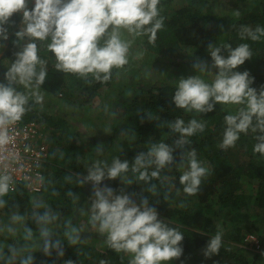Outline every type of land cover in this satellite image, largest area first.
<instances>
[{
    "label": "trees",
    "instance_id": "1",
    "mask_svg": "<svg viewBox=\"0 0 264 264\" xmlns=\"http://www.w3.org/2000/svg\"><path fill=\"white\" fill-rule=\"evenodd\" d=\"M216 1L188 0V5L178 9L169 19L165 17V12L160 10V15L164 17V26L157 32L154 43L149 41L147 35H143L144 48L165 56L183 48L194 55L195 59L211 63L207 51L209 42L217 46L231 44L233 48L247 43L250 45L252 58L235 71L247 70L254 77L251 86L259 90L261 85H264V37L259 41H252L247 37L242 39L241 27H264V0H228L232 6H236L234 12L238 17L231 14L226 16L221 9L216 8ZM242 1H245L244 4L239 6ZM161 2L162 0L158 5L159 9ZM19 21V15L13 14L10 18L11 26L8 27V40L0 41V82L3 81L6 66L14 58V52L19 50L13 43L14 33L19 29ZM48 42H36L38 54L46 61L47 68L46 79L40 87L42 95L48 99L52 97L55 107H59L58 102H62L69 108L84 113H91V109L97 113L101 110L104 112V109L112 107L109 116L111 115L113 124L110 126L109 138L102 140L95 136L90 141V147L103 148L101 153H91V156L87 157L78 132L72 129L67 119L61 114H55L57 109H53L52 113L46 108L45 112L40 103L30 99L28 111L20 122H35L45 133L50 149L44 167V183L39 192L29 191L24 183H20L15 190L3 197L7 204L0 208V217L9 219L16 211L24 216H27L29 211H43L33 207L36 200L44 201L60 213L59 220L50 227L62 240L64 256L58 258L55 252L51 256H45L38 250V245H35L34 264H64L69 259L73 264H100L101 260L107 264H128V254L116 252L108 247H97V239L93 237L82 236L80 243L68 245L64 238L65 222L77 227L75 213L78 210L81 214L85 212L84 208L90 203L92 192L91 187L81 192L82 186L70 183L65 178L72 173L87 175L86 168L94 162L92 158L103 160L105 154L114 147L119 149L115 157L122 161L128 160L131 169L136 153L147 151L153 143H173L178 134H173L168 125L176 118H182L185 123L195 118L205 124L203 132L189 137L190 143L184 149L174 152L176 164L163 169L160 179H152L147 183L139 181V174L129 170L106 185L113 189L123 188L127 193H136L137 203L141 194L148 196L159 217L184 235L181 242L183 253L173 264L261 263L264 259V155L253 152L256 134L251 131L241 134L234 147L226 150L220 147L225 128L224 116L234 114L238 106L217 104L215 110L207 114L176 108L172 102L177 86L175 83L143 88L129 95L122 93L118 95V99H113L115 89L111 88L117 80L120 68L113 69L111 79L104 83L93 80L91 76L84 79L58 71L55 68L54 55L47 50ZM222 54L227 55L226 52ZM193 75L202 76V73H181V76ZM235 147L241 157L239 155L236 163H233L232 156L236 153L232 149L235 150ZM192 148H195L197 158L209 168L210 174L202 179L197 194L189 196L183 192V186L179 183V177L187 165L186 158L181 161L180 151L186 153ZM103 152L105 154L102 156ZM112 159L108 164H111ZM181 163L185 167H181ZM151 170L153 169H149ZM125 178L132 179L134 183L122 184L119 179ZM244 180L251 186L252 191H255L252 193V205L245 194ZM150 184L156 185L155 195L147 191ZM69 191L75 195L69 196ZM181 204L184 206L180 207ZM26 223L35 232L36 225L32 218H27ZM217 232L222 233V246L218 254L206 258L204 250L207 242ZM249 235L258 239V250L247 243ZM19 243L25 241L21 239Z\"/></svg>",
    "mask_w": 264,
    "mask_h": 264
},
{
    "label": "clouds",
    "instance_id": "2",
    "mask_svg": "<svg viewBox=\"0 0 264 264\" xmlns=\"http://www.w3.org/2000/svg\"><path fill=\"white\" fill-rule=\"evenodd\" d=\"M32 2L33 7L29 9V0H0V41L8 40V27L13 14H21L23 25L14 33L13 43L19 50L14 52V58L6 66L3 81L0 82V145L9 143V129L28 111L30 99L38 104L43 101L40 87L46 79L47 68L46 61L38 54L37 41H49L46 47L54 55L58 71L84 79L91 76L93 80L104 83L111 79L113 69L128 63L133 41L124 38L125 32L133 37L147 35L154 43L157 32L164 26V17L158 7L160 0ZM220 27L223 30V26ZM245 37L259 41L264 37V27L252 29L242 26L241 38ZM207 51L211 63L197 58L192 68L200 73H212L211 82L200 75L179 78L172 96L173 104L176 108L200 114L213 112L217 104L238 106L234 114L224 116L221 149L234 147L241 134L251 131L256 134L253 152L264 155V85L258 90L251 86L254 77L247 70L235 71L252 58L250 45L241 43L233 48L231 44L217 46L209 42ZM168 127L173 134H178L173 143H153L147 151L136 153L131 169L126 159L122 161L114 157L111 164L97 159L87 167V175L72 173L65 178L77 186L91 183L92 195L87 208L89 221L105 237L108 248L130 256L128 264H168L183 253L181 242L184 235L159 217L148 196L141 194L137 203L136 193L102 185L105 179H118L129 170L139 174V181L147 183L160 179L163 169L176 164L174 152L184 149L190 143L189 137L203 132L205 124L195 118L187 123L182 118H176ZM180 158L181 161L186 158L187 165L179 183L185 194L196 195L202 179L210 174V170L197 158L195 148L186 153L180 151ZM180 166L185 167L183 163ZM119 180L124 185L134 183L128 178ZM40 182L44 183L43 177ZM13 184L12 175L0 173V208L6 206L7 201L3 197L13 190ZM147 191L155 195L156 185L150 184ZM68 195L75 194L69 191ZM33 207L43 209L31 214L36 225L35 232L27 226V218L18 211L10 215L9 222H0V235L8 234L11 238L20 226L25 241L20 244L12 240V243L0 246V264H34L35 245L45 256H51L53 252L58 258L64 256L62 240L50 227L59 220L60 213L42 200H36ZM64 226V238L68 245L82 241L78 227L67 221ZM221 246L222 233L217 232L208 240L204 256L210 258L218 254ZM64 264H73V261L69 259ZM100 264L107 262L101 260Z\"/></svg>",
    "mask_w": 264,
    "mask_h": 264
},
{
    "label": "rangeland",
    "instance_id": "3",
    "mask_svg": "<svg viewBox=\"0 0 264 264\" xmlns=\"http://www.w3.org/2000/svg\"><path fill=\"white\" fill-rule=\"evenodd\" d=\"M244 2L245 1L239 2L238 5L241 6L244 4ZM187 5L188 0H162L160 10H162L161 12H165V17L169 19L171 16H173L174 13H176L178 9ZM215 6L217 9H221V12L226 16L233 15L238 17V15L234 12L236 6H232V3H230L228 0H217ZM28 7L29 9L33 7L32 0H29ZM18 15L20 21L19 23H17V27L19 28L23 25L21 23V14ZM124 38L131 39L133 43L130 49L128 63L120 68L119 72L117 73V80L114 82V86L111 88V90L115 89L113 99H118V95H121L122 93H126L127 95H129L134 93L135 91L138 92L143 88L146 89L166 83L177 84L179 78H187V76H181V73L191 74L194 72L192 65L196 59L194 55H191L183 48L176 49L170 55L165 56L155 54L152 51L146 50L144 48V36L133 37L125 32ZM202 77L206 79L207 82H211L212 73H202ZM54 102L55 101H53L52 97L48 99L46 96H43V101L40 104L42 107H44L45 112L46 108L51 112L53 109H57L58 112L56 111L55 114L59 116L61 114L63 118L67 119L68 123L72 126V129L78 132V135L80 136V142L84 147L87 157H90L91 153H101L103 148L99 147L97 149H100V151H97V149L90 147V141L92 140V137L95 136H99V138H101L102 140H106L107 138H109L111 134L110 126L113 124L111 115L109 116L112 107L107 110L104 109V112H101V110L99 113H97L96 111H93L91 109V113H84L69 108L68 106H66V103L62 102H58V105L60 106L55 107L54 105L56 104H54ZM118 151L119 149L117 147H114L110 149L106 154L105 152H103L102 156L104 154L105 156L103 157L104 159H102L109 163L110 159L114 158ZM232 151L236 153V155L232 156V162L236 163L240 152H237L238 150L236 147L235 150L233 148ZM92 160L95 161L96 158L94 157L92 158ZM108 183H110V180L105 179L102 182V185ZM90 187L91 183H86L82 186V189L80 191L83 192L85 190H88ZM243 187L246 197H248V202L250 205H252V193H254L255 191H252L251 186L247 182H245V180L243 182ZM88 206L89 205L85 206V212H83V214H81L80 210L76 211L75 214L77 217H75L74 219L77 222V227L81 230V234L83 237H93L97 239V247H108L105 242V237L98 233L97 230L92 227L89 221V215L87 212ZM31 214L32 213L29 211L28 215L25 217L31 218ZM80 216L81 218H79ZM0 222L7 223L9 222V219H6L5 216H1ZM17 227L18 232L15 235L11 236V238H9L8 234L0 235V246H5L7 243H12V240H15L17 243H19V241L22 239L23 229L20 226ZM93 242L94 241H92V243ZM128 257L130 258V256ZM173 262L175 263V259L169 261L168 264H173ZM258 264H264V259L261 261V263Z\"/></svg>",
    "mask_w": 264,
    "mask_h": 264
},
{
    "label": "built area",
    "instance_id": "4",
    "mask_svg": "<svg viewBox=\"0 0 264 264\" xmlns=\"http://www.w3.org/2000/svg\"><path fill=\"white\" fill-rule=\"evenodd\" d=\"M9 137L8 144L0 145V173L12 175L13 190L24 183L29 191H41L50 149L45 133L35 122L19 121L10 127ZM247 243L259 249L254 235L247 237Z\"/></svg>",
    "mask_w": 264,
    "mask_h": 264
}]
</instances>
